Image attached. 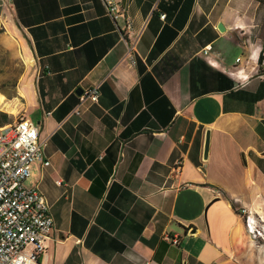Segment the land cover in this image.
<instances>
[{
	"label": "crops",
	"instance_id": "1",
	"mask_svg": "<svg viewBox=\"0 0 264 264\" xmlns=\"http://www.w3.org/2000/svg\"><path fill=\"white\" fill-rule=\"evenodd\" d=\"M113 1L115 20L101 0H9L32 70L16 111L48 139L28 177L54 223L39 263L255 264L237 206L264 186L258 2Z\"/></svg>",
	"mask_w": 264,
	"mask_h": 264
},
{
	"label": "built area",
	"instance_id": "2",
	"mask_svg": "<svg viewBox=\"0 0 264 264\" xmlns=\"http://www.w3.org/2000/svg\"><path fill=\"white\" fill-rule=\"evenodd\" d=\"M107 15L112 20L124 16V12L113 0H101ZM161 18L165 15L161 14ZM125 30L131 23L125 18ZM127 55L133 60L132 52L138 35L129 39ZM100 85L85 88L78 96L74 109L79 114L80 107L89 100L98 101ZM13 124H20V134H13ZM47 138H40L38 125L24 113L14 116L11 122L0 126V264H40L46 255V241L53 230L50 204L39 189L29 187L25 181L30 175V165L34 162L46 167L50 160L45 153ZM61 184L60 180L56 181ZM239 212L244 217L245 228L253 237H260L253 217ZM165 239L177 245L178 239L166 236Z\"/></svg>",
	"mask_w": 264,
	"mask_h": 264
},
{
	"label": "rangeland",
	"instance_id": "3",
	"mask_svg": "<svg viewBox=\"0 0 264 264\" xmlns=\"http://www.w3.org/2000/svg\"><path fill=\"white\" fill-rule=\"evenodd\" d=\"M248 40H245L246 45H257L260 53L264 59V2L258 3L256 15L254 17V27L247 35ZM243 59V53L237 49L233 55ZM28 61L24 48L18 35L14 32L12 24V17L9 8V0H0V95L10 104L19 106V100L16 95V89L19 81L23 77L30 75L32 70ZM11 100V101H10ZM14 118L15 115L23 113V111H16L10 113L6 110H0ZM29 180L25 181L28 186ZM250 199L249 204L246 206H237L238 211L245 210V214L253 217L256 227L260 229L261 236L253 237L251 234L250 239L253 241L255 248V264H264V186H261L259 191L254 194H246Z\"/></svg>",
	"mask_w": 264,
	"mask_h": 264
},
{
	"label": "bare ground",
	"instance_id": "4",
	"mask_svg": "<svg viewBox=\"0 0 264 264\" xmlns=\"http://www.w3.org/2000/svg\"><path fill=\"white\" fill-rule=\"evenodd\" d=\"M0 110H6L10 113H15L16 106L15 104H10L4 99L3 95H0ZM13 134H20V124H13Z\"/></svg>",
	"mask_w": 264,
	"mask_h": 264
},
{
	"label": "water",
	"instance_id": "5",
	"mask_svg": "<svg viewBox=\"0 0 264 264\" xmlns=\"http://www.w3.org/2000/svg\"><path fill=\"white\" fill-rule=\"evenodd\" d=\"M218 28L220 30H224L223 26L221 24L218 25ZM82 90H77L76 92L78 94L81 93ZM208 149H209V132L207 131L206 132V136H205V142H204V150H203V159H206L207 158V155H208ZM189 234H192V232L190 231ZM183 264H186V262H183Z\"/></svg>",
	"mask_w": 264,
	"mask_h": 264
},
{
	"label": "trees",
	"instance_id": "6",
	"mask_svg": "<svg viewBox=\"0 0 264 264\" xmlns=\"http://www.w3.org/2000/svg\"><path fill=\"white\" fill-rule=\"evenodd\" d=\"M256 2L258 3H263L264 0H256ZM263 59V56L262 54L260 53V56H259V61L261 62ZM13 118L11 117V115H8L7 113L5 112H0V125L12 120Z\"/></svg>",
	"mask_w": 264,
	"mask_h": 264
}]
</instances>
